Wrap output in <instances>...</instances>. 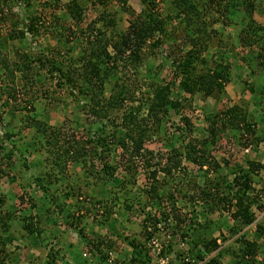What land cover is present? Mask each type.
I'll return each instance as SVG.
<instances>
[{"label": "trees", "instance_id": "obj_1", "mask_svg": "<svg viewBox=\"0 0 264 264\" xmlns=\"http://www.w3.org/2000/svg\"><path fill=\"white\" fill-rule=\"evenodd\" d=\"M84 1L44 0L40 4L43 11H46L42 18L35 10L38 0H0V39L5 30L4 35L8 40L17 41L20 48L29 47L27 52L20 48L13 49V57L10 59L0 50V117L8 112L16 121V110L19 113L27 110L30 112L28 116H22L10 125L0 136V181L3 177L10 182L14 181L15 174L12 171L16 167V155L18 153L20 156L23 152L19 139L25 130H29L32 132L30 141L33 145L40 143L37 150L42 151L41 159L35 162L39 170L29 178L28 184H36L42 189L43 197L49 203L46 213L50 214L48 221L51 225L67 228V231L74 230L92 258L95 257L93 250L101 245L105 246V250L115 249L118 252H122L123 248L122 245L115 244L111 235H104V238L98 236L93 240L84 236L83 226L79 228L84 216L87 213H92L93 219L100 216L101 226L113 220L110 219L111 209L117 202L116 197L125 189L131 193L136 184L134 177L141 172L149 181L143 200L130 194L133 201L126 203L125 209L138 207L144 212L140 221L143 239L136 238L135 232L134 235L123 238L131 248L130 256L124 259L123 264H147L148 252L143 249L152 238H156L162 247L159 258H165L176 250L177 256L189 255L202 264H219L218 260L226 249H221L217 239L212 237L213 230H209L213 225L209 215L214 212L229 214L232 220L229 232L232 236H238L235 240L236 248L231 252L233 264H264V225L261 222L255 224L256 238H262V243L248 240V233L245 232L256 220L251 207L264 209V205L260 203V198L264 197V182L259 191H255L252 186L260 180V173L263 174L264 181V163L243 157L244 150L256 149L259 144H264V127H258V124L264 126V108L259 110L264 105V52H257L250 60H244L251 70V77L258 80L256 85L252 84V79L245 81L243 85L238 78L234 81L235 91L241 95L248 93L250 99H242L220 111V98L230 82L228 67L221 62L220 58L223 56L215 63L203 56L205 51L217 47L224 50L223 55L227 57L237 46L251 47L260 42H263L264 50V22L258 24L253 17L257 13L264 21V0H168L172 13L162 11V4L167 0H138V13L127 6L131 0H117L115 11L104 10L85 28L76 31L67 24L73 27L84 22ZM87 1L93 7L105 6L109 2ZM14 4H23L24 15L18 14L19 17L11 21L10 8ZM210 11L218 13L219 20L212 21L215 23V20L221 19V28H212V22H202L205 14ZM126 13L129 17L128 26L124 31L118 30L120 20ZM46 18L51 20L49 23L54 24L55 30L49 24L46 25ZM173 21L177 23L174 24ZM56 24L61 27L58 28ZM66 28L70 31L69 34L64 33ZM229 28L238 30L235 39L227 32ZM85 34L86 46L76 53L74 50L79 45V39ZM43 35L57 40L59 48L67 46L69 57L64 62L32 51L34 49L29 46L32 39ZM69 43L72 45H68ZM144 46L148 47V56L162 47L167 53L163 57V64L153 68L154 78L150 77L144 82L146 94L137 100L131 92L132 78L140 75L141 67L146 65L149 70L145 71L144 76L152 71V64L146 62L147 55L142 52ZM185 46H188L187 50L184 49ZM59 48L56 54H59ZM42 70L48 73V78H40ZM56 74L58 87L68 90L60 101L65 103L68 98L76 97L74 104L79 105L82 115L107 120V124L102 123L94 131L90 129L87 132L89 137L84 143L92 147L89 151L79 139L74 136L67 138L61 129L48 124L49 115L43 111L47 104L44 96L26 92L15 85L18 79L27 86L42 82L44 85ZM197 94L203 99L213 98L215 101L214 108L205 109L207 126L203 131L206 136L203 134L200 139L192 135L196 132V127L191 117L194 109L191 100ZM127 102H131V106ZM135 102L138 104L133 106ZM251 106L255 109L256 117L249 120ZM142 108L145 115L140 113ZM171 112L179 115L174 127L176 134L172 132L177 137L172 141L179 142L180 145L169 150L162 146V149L155 152V146H161L163 139L166 142L171 139L168 136ZM81 114L78 119L84 122ZM184 138L188 141L184 142ZM11 140L10 147L4 145ZM221 141H226L228 148L222 146ZM116 149H121V167L125 172L120 179L115 176L117 167L108 161L109 155ZM88 153L97 162L82 173V176L90 179L83 184L87 190L90 189V193L84 196V203L87 205L84 214H76L68 210L65 203L59 202L52 189L57 184H66L63 198L75 197L74 186L67 181L73 178L66 176L67 167H77L79 163L86 166ZM214 154L221 156L220 162L214 158ZM262 156L264 161V154ZM182 161L191 164L196 171L205 168L204 171L211 174L209 178H203L202 186L191 181L192 186L198 188L197 194L188 195L186 189L177 188L174 172L180 170ZM221 166L234 174L232 180L218 175ZM158 173L162 174L161 179H158ZM110 184L115 186H108ZM104 191L114 192L113 204L107 206V200L102 197ZM181 198L187 199L190 204L191 216L188 219L176 207ZM10 199L16 197L0 194V264L23 262L15 261L13 256L18 254L7 246L14 241L11 230L15 229L12 227L18 220L22 224L19 233L23 238L28 235L39 237L43 231L40 225L37 226L38 219L34 222L33 216H16L8 203ZM19 203L21 212L26 211L22 210L25 204L23 196H19ZM195 204L205 209L203 216L194 211ZM200 216L204 220L202 223L197 221ZM190 229L193 231L192 235L189 234ZM20 238L16 239L20 242ZM220 239L222 242L226 240L223 236ZM181 244H184V249L180 247ZM16 249L18 251V247ZM215 251L217 256L207 259ZM58 253L57 250L48 249L45 254L46 264H57Z\"/></svg>", "mask_w": 264, "mask_h": 264}, {"label": "rangeland", "instance_id": "obj_2", "mask_svg": "<svg viewBox=\"0 0 264 264\" xmlns=\"http://www.w3.org/2000/svg\"><path fill=\"white\" fill-rule=\"evenodd\" d=\"M38 1H39L38 4H35V10L37 11L38 15H40V17L43 18V15H45L46 11H43V8L40 6V4L43 3L44 0H38ZM63 1L66 2V0ZM169 3L170 2L167 0L165 1L164 5L162 4V11H164L165 13H172V9L170 8V6H168ZM262 5L264 6V1L262 2ZM116 6H117V0H109L108 4L105 6H94V7L90 2L85 0L83 2V8L85 9L84 22L80 26L73 25L72 27V25L69 24H67V26L71 29L74 28V30L76 31L79 30V28H85V26L91 20H93V18H95L99 13L103 12L104 10H106L107 12H113L115 11ZM127 6L130 7V9L132 8L134 12L136 13L139 12L140 4L138 0L129 1ZM10 13L11 16L9 17V19L11 18V21L19 17L18 14L24 15L23 4H18V5L14 4L13 7L10 8ZM217 17H218V13L210 11L207 14H205L204 18L202 19V22H207V23L212 22V28L219 29L221 28V19L220 21L215 20V23L212 21L214 19L219 20V18ZM253 17L258 22V24H263L264 22L263 18H261L257 13H255ZM128 18L129 17L127 13L123 14L122 19L120 20V24L117 27L118 30H122V31L126 30L128 26L127 23ZM49 22H51V20L46 18L47 24L46 23L45 24L46 25L49 24L50 28H53L55 30L54 24L52 23L51 25ZM173 22L174 24L177 23L176 21ZM56 26L58 28L61 27L60 24H56ZM63 31L65 34L70 33V31L67 28ZM227 32L232 34V37L235 39L238 30L233 31L232 29L229 28ZM4 34H5V30L3 31V35L0 39V50L2 54H5L7 58L10 59L11 57H13V52H14L13 49H17V48L19 49L20 45L18 46L17 41L8 40ZM71 36H73V33ZM33 39L30 42L29 46H31V48L34 49L32 51L35 54L43 55L44 53L47 54L49 58H53L54 60L60 62H64L66 58L69 57L67 46L66 47L61 46V48H59V46L57 45V40H53L52 37L43 35L40 37H36L34 40ZM86 39H87L86 34L79 39V45L76 46L74 50L76 53L80 52V50L86 46V42H87ZM71 42L73 41L71 40ZM150 43H152V40H150ZM178 43H180V41ZM68 45L71 46L72 44L69 43ZM262 45L263 42H260L251 47L237 46L235 50L231 52L227 57L223 55L224 50L219 49L217 47H214L203 53V56L211 60L213 63H215L220 58V56H223L220 58L221 62L224 64V66L228 67V72L230 74V82L224 88L225 94L222 95L220 98L221 103L219 104L218 111L224 110L227 107L234 105L235 103H239L242 101V99L243 100L250 99L248 93H244L243 95H241L239 92L235 91L234 81L237 80L238 78L239 83L243 85L245 81L252 79V84L253 85L257 84L258 80L256 78L251 77V73H250L251 70L250 68H247L244 60H250L252 56H254V54H256L257 52H264V50L262 49ZM147 46L143 47L142 52L144 53L145 56L147 55L148 59L146 60V62L152 64V71L146 74V76H144L145 71L146 70L148 71L149 69L147 65L146 67H141L142 72L140 73V75L134 76L132 78V81L130 82L132 88L131 92L134 93V97L137 100L142 99L143 96L146 94L145 93L146 87L144 85V82L145 81L147 82L148 78L150 77L154 78L153 68L163 64L164 61L163 57L167 53L166 49L162 47L161 49L160 48L156 49L155 54H153L152 56L151 55L148 56L147 53L149 52V50ZM58 48H59L58 51L59 54H56V50ZM184 49L187 50L188 46L187 47L185 46ZM20 50L23 52H27L29 51V47L22 46ZM164 68L170 71L168 68L166 67ZM39 74H40L39 75L40 78L42 79L44 78L43 76H45V78H48L47 75L48 73H45L43 70ZM57 79H58V74H56L52 80H48V82H45L44 85L42 82V84H37L35 86L23 85L22 80L18 79L15 81V85L22 88V90H25L26 92L30 91L33 92L34 95L44 96L47 100L46 101L47 104H45L43 111L49 115L50 120L48 124L50 126L58 127L59 129H61L63 134H65V137L71 138L72 136H74L76 139H79L81 143H84L85 139L89 137L87 135V132L90 129H91L90 131H94L95 128L102 123L107 124V120L96 119L91 115H87V114L82 115L79 105L75 106L74 104L76 97L68 98L67 102L65 103H63V101H60L64 99V96L66 95L68 90L58 87ZM191 103L194 108L191 117L193 120L194 127H196V132L192 135L200 139L203 136V134L204 136H206L205 131H203V129L206 128L207 126L205 124V115H206L205 109L206 108L211 109L212 107L214 108L215 101L213 98L203 99L202 96L197 94L192 98ZM126 104H129V106H131V102H127ZM137 104L138 103L135 102L132 105L136 106ZM54 108H56L55 111ZM263 108L264 105L262 108H259V110H263ZM249 110L250 111H249L248 119L252 120L256 117L255 116L256 113L254 112L255 109L254 107L251 106ZM257 112L259 113V111ZM15 113H16V121H18V119L22 118V116L23 117L28 116L30 112H28L27 110V111H21V113H19L18 110H16ZM140 113L142 115H145V110H143L142 108L140 110ZM79 114H81V116L84 118V122L79 121L78 119ZM169 118H170V122L168 126L170 129L168 132L169 133L168 136H170L171 139H169L170 140L169 142H166V140L163 139L161 142V146L160 145L155 146V152L157 150H160V148L162 149V146L163 148L169 150L171 148L174 149L178 148L180 145L179 142L174 143L172 141L174 138L177 137L175 135L176 131L174 130V127L178 123L179 115L171 112ZM16 121H14L13 117L8 112H6V114L4 113L3 117L1 115L0 136L10 128V125L16 123ZM258 127H264V126L262 124H258ZM15 128L18 127L16 126ZM108 128H110V126ZM172 132H174L175 134H172ZM31 136H32V132L29 130H25L22 134V137L20 139L18 138L19 145L21 148H23V152L20 156L18 153L16 155L17 156V159L15 161L16 167L12 171L15 174L14 181L10 182L8 179L3 177V179L0 181V194H4V195L10 194V198L13 196L16 197V199L13 200L10 199L8 202L11 205L12 212L18 217L23 216L24 214L25 216H33L34 222L37 221L38 219V221H40V224H38L37 221V226L40 225L43 231L39 237H37L36 235H28L27 237L23 238L22 235L19 233V229H20L19 227L22 224L18 220V223H15L12 227L15 229L11 230V235H14L13 236L14 241L13 243H8L7 246L8 248H10V250H14L16 254H18L16 256H13L15 261L22 260L24 263L27 264H46L45 254L47 253L48 249L59 251L57 256L58 258L56 261L57 264H87L86 262H84L87 261V259L85 260L82 257V254L87 251L85 250L83 243H80L81 240L78 237V235H76L77 233L74 230L67 231L65 230L67 228L64 229L62 227H56L54 225H51L52 223L48 221V218H50L49 217L50 214L46 213V208L49 207V203L43 197L42 189L38 187L36 184H32L31 186L28 184L29 183L28 180H30L29 178L33 176L37 170H39L35 162L41 159L40 151H42V149L41 150L39 149L40 151L37 150L39 148L40 143L37 145H33V143L30 141ZM12 140L6 141L4 145L10 147V145L12 144L11 143ZM15 140L17 141V139H14L13 141L15 142ZM184 140H185L184 142L188 141L187 138H184ZM221 145L224 146L225 148H228L226 141H221ZM84 146L87 148L88 151L92 148L90 147V145L86 143H84ZM258 146L259 147H256V149L248 148L244 150L243 151L244 159L249 158L257 161L260 160L262 163H264V161H262L263 158L262 155L264 154V144L261 143ZM120 153H121V149L114 150V153L109 155V160H108L111 165L117 167L115 176L116 178L119 179L123 178L125 173L121 167L122 160ZM88 154L89 155H87L86 157V166H83V164L80 165L79 163L77 167H69V168L67 167L66 176L73 177L72 179H68L67 181L72 182L71 184L74 186L75 197H71L69 199L63 198L67 188L65 183H64L65 185H63L62 183L57 184L52 189L53 195L59 198L60 200L59 202L65 203L66 208L68 210H71L72 212H75L76 214H78V212L80 214H84L85 209L87 208V205L84 203V201H86V198L84 196L86 195L88 196L90 193V189L87 190L83 185L85 182H89L90 179L89 177L82 176V173L84 170L90 169L91 164L94 165L97 162L92 154L91 155L90 153ZM214 158L218 162L221 161V156L219 154H214ZM243 165L245 166V164ZM204 170L202 169V171L200 170L196 171L195 167H193L191 164H187L186 162L182 161L180 170L174 172V178L178 182L177 188L179 190L186 189L188 195L197 194L198 188L193 187L191 181H195L196 185L202 186L203 178L207 176L209 178L211 176V174L208 171H204ZM19 174L22 175L20 176ZM261 174L262 173H260V177H259L260 180L254 182L252 185L255 191L256 190L259 191L263 186V182H264L262 180L263 174L262 175ZM218 175L226 176L227 180L229 181L234 178V174L230 173V171L223 166H221V169H219ZM157 177L158 179H161L163 176L161 173H158ZM134 178L136 184L131 189V193H129V191L126 189L125 191H122L116 197L117 198L116 204H113L114 203L113 191H109V193L108 191L107 192L104 191V193H102L103 194L102 197H104L107 200V206H109L110 204L114 205L112 206L111 209L112 216L110 218L113 220L108 221L105 226H101L99 224V219H101L100 216L97 219L95 218L93 219L92 213L89 214L87 213V215L84 216L82 222L83 224L79 225V228H82V226L84 228L83 235L90 238V240L97 239L98 236H102L104 238V235L105 236L111 235L114 238L115 244H120L122 245L123 248L122 252H118L117 250L114 249L118 254L119 257L118 259L120 258L128 259L130 256L131 248L129 247L127 241L123 239L125 236L134 235L135 232V234L137 233L135 235L136 238L140 240L143 239L142 234H140V221L142 219V214H144V212H142L138 207H133L131 210H126L125 204L131 203L130 200L133 201L132 195L130 194H134V196H136V199L143 200L144 197L143 193L144 190H146L147 187L149 186V181L145 178L144 174L141 172L137 173ZM108 186L112 187L115 185L110 184ZM91 193L93 192L91 191ZM78 194H80V196H77ZM19 196H23L24 198L25 204L23 205L24 208H22V210L23 209L26 210L24 212H21L20 209L21 205L19 203ZM136 199H134V201ZM260 203L264 205V197L260 198ZM176 207L178 210H180L181 214L187 215V219L191 216L190 214L191 207L190 204L187 202V199L181 198L180 200H178L176 203ZM204 210L205 209H203L201 205H197V204L194 205V211L196 213L200 212V214H202ZM251 210L254 213L256 220L249 228L246 229L245 232L248 233L246 238L250 241L257 240V242L262 243L263 241L262 238H256L255 224L261 222V224L264 225V209L259 210L256 208V206H252ZM209 216L211 217L213 222V225L209 228V230H213L212 237L218 239L217 243L220 244V246L222 247L221 249H223V251L224 249H226L223 252V255L220 257V260H218V263L233 264L234 257L232 256L231 252L236 248L235 240L236 238H238V236H232L229 232V227L232 225V220L230 219L229 214H227L226 212L223 213L214 212ZM202 219L203 218H201V216L197 217V221L199 220L201 223L204 221ZM192 233L193 231L192 229H190L189 234L192 235ZM240 235L241 234H239V236ZM220 236L225 237L226 240L222 242ZM17 237L18 239L20 238V242L16 239ZM17 247H18V251L16 249ZM102 249H106L104 245L100 246V250ZM215 256H217V251L211 253L207 259L213 258ZM29 260L31 262H29Z\"/></svg>", "mask_w": 264, "mask_h": 264}, {"label": "built area", "instance_id": "obj_3", "mask_svg": "<svg viewBox=\"0 0 264 264\" xmlns=\"http://www.w3.org/2000/svg\"><path fill=\"white\" fill-rule=\"evenodd\" d=\"M165 239V238H164ZM180 247L182 249L185 248L184 244H181ZM99 248V250H98ZM161 245L158 243V240L156 238L149 239L146 242L145 248L143 249L145 252H148V261L147 264H171L170 262H173L172 264H202L201 262H197L195 258H191V256H177L176 250H173L167 257L159 258V253L161 251ZM186 250V249H185ZM95 257H91V255L88 252H84L82 254V257L87 261V264H123L125 262L124 259L120 258L118 259L117 252L113 250H100V247H97V249H94L93 252ZM106 253V254H105ZM6 264H19L17 262H7ZM20 264H27L24 262H20Z\"/></svg>", "mask_w": 264, "mask_h": 264}, {"label": "clouds", "instance_id": "obj_4", "mask_svg": "<svg viewBox=\"0 0 264 264\" xmlns=\"http://www.w3.org/2000/svg\"><path fill=\"white\" fill-rule=\"evenodd\" d=\"M218 240V239H217Z\"/></svg>", "mask_w": 264, "mask_h": 264}, {"label": "crops", "instance_id": "obj_5", "mask_svg": "<svg viewBox=\"0 0 264 264\" xmlns=\"http://www.w3.org/2000/svg\"><path fill=\"white\" fill-rule=\"evenodd\" d=\"M17 241V240H16Z\"/></svg>", "mask_w": 264, "mask_h": 264}]
</instances>
